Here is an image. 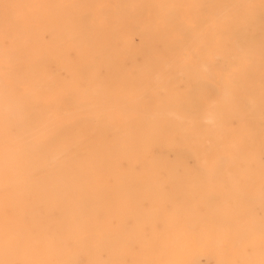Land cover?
<instances>
[{"label":"bare ground","instance_id":"obj_1","mask_svg":"<svg viewBox=\"0 0 264 264\" xmlns=\"http://www.w3.org/2000/svg\"><path fill=\"white\" fill-rule=\"evenodd\" d=\"M249 1L0 0V264H264V229L200 220L191 163L222 150L232 110L235 143L264 138L239 100L264 104Z\"/></svg>","mask_w":264,"mask_h":264},{"label":"rangeland","instance_id":"obj_2","mask_svg":"<svg viewBox=\"0 0 264 264\" xmlns=\"http://www.w3.org/2000/svg\"><path fill=\"white\" fill-rule=\"evenodd\" d=\"M249 2L250 3H252V2L258 3V4L260 3V4L264 5V0H250ZM246 22H247V20H244V19L242 20L243 25H245ZM258 22L260 23L258 28L259 29L264 28V10L260 14V16L258 18ZM243 36H244V33L241 31L239 36H238L239 40H241V39L243 40ZM240 58L242 60L243 56L240 55ZM256 68H257V71H261L262 69L264 71V63L256 65ZM225 72L227 75L229 74V68L228 67L226 68ZM209 82L211 85V83L213 82L212 79H210ZM254 87L257 89L254 88L253 90H256V92L258 94L260 89H264V80L263 81L258 80L256 82V86H254ZM212 99L213 98L210 97L211 102H212ZM239 100H240L242 106L246 108V110H247L246 112L250 118L247 121V124L245 125L246 130L260 129L262 135L264 136V104L263 105L259 104L257 106H254L252 104V99H251L250 94L246 93V92L241 93ZM209 114L211 115L212 113H209ZM236 114H237V112L232 110V112L229 115H226V121H227V125H228V128H227L228 133L223 140L217 141L218 143L220 142V144H222V146H221L222 150L216 151L213 154L212 153L208 154V161L206 162L205 167L200 165L199 163L195 162L194 160L191 161L195 170L197 168H199V170H197V171H199V172H197L199 174V178L200 179L205 178L209 183L208 184L209 186L205 189V191L201 190L198 194L199 196L202 195L201 198H204V199L208 198V200L205 199L208 202V205L206 207H202L200 209V214L202 217V218H200V220H204L205 218L208 219L211 222L212 228L214 227L213 229H215V230H217L221 227H224L225 229H228V230L230 228V230L232 229V231H233L236 229V227L241 226V225H247V226H250V228L254 227V226L257 228L260 227V229L263 230L264 229V203H263L264 201L262 202L261 199L264 200V187H263L264 182L263 183H261V182L264 179V173H263L264 172L263 171L264 170V138H263V140L261 139L262 141H257L255 139H253L252 137H250V139L247 140L246 143H243V144L235 143V140H234L235 137L232 135V133H234V131H238V130L242 131V129H240L241 126L238 123L239 121H238L237 117H235ZM211 143H213V142H211ZM256 147L258 148L257 152L254 151ZM168 155H169V158L171 160L175 159V153L173 151H169ZM184 155L185 154H183V156ZM223 155H224V157L226 156V158H222ZM216 156H217V158H215ZM218 156H221V157H218ZM237 158H244V159L252 158L254 160L256 159V163L258 166L255 167V169L254 168H251L249 170L243 169L241 167V165L238 164ZM259 158H260V160H259ZM218 159H219V161L221 159L222 162L219 163ZM214 160L216 162H218V165L221 164L223 170H222L221 166H219V168L221 170L220 169H219L220 171L217 170L218 169L217 163L215 162L216 166H214V164H212L214 162ZM260 164H261L262 168L260 167ZM195 166H196V168H195ZM211 166H212V168H211ZM259 167L261 169H259ZM201 169H203V170H201ZM200 171H202V172H200ZM213 172H214V175L211 174ZM227 172H230L233 175L228 173V176H227ZM258 172H259V174H258ZM204 173L205 174L210 173V174L205 175ZM215 173H217V174H215ZM220 177H221V179H220ZM232 177H233V179H232ZM251 178L253 180H251ZM219 180H221V181H219ZM250 180H251L252 184L250 182H248ZM217 182H218V184H217ZM221 182H223V183H221ZM259 182H260V184H259ZM249 183H250V185H248ZM261 184H262V186H261ZM232 185H234V186H232ZM223 186H224V188H223ZM225 187L227 188V190ZM235 187H236V189H234ZM222 188L225 190H223ZM254 188H256V189H254ZM219 189H220V191H219ZM240 190H242V191H240ZM208 191L210 194L208 193ZM212 192H214V193L216 192V194H214ZM251 192H252V194H251ZM206 194L208 195V197H204V195H206ZM225 194H226V196H225ZM229 194H231V195H229ZM247 194L251 195V196L248 197ZM253 194H255V195H253ZM257 194H259V195H257ZM220 195H222V196H220ZM227 195H229V197ZM169 196L171 198L174 196L173 197L174 200H179V201L181 199L183 200L184 197L185 198L190 197L187 193H185L183 191L171 192V193H169ZM176 196H177V198H176ZM238 196L243 198V199H241V198L239 199ZM245 197L248 199L250 197L253 198V199L250 198V201H251L250 204L251 205L249 204L248 199H247L248 202H247V200L245 202V200H244ZM258 197H259L260 201H259V199H257ZM209 199H211V200H209ZM257 201H258V203H255ZM259 202L260 203L262 202L263 204L261 205ZM248 204H249V206H248ZM254 204H256V205L260 204V205H259V207H257ZM253 205H254V207H253ZM223 206L225 207L224 209H223ZM149 207H150L149 204L145 203L143 206V208H144L143 210L144 211L149 210ZM244 207H246V208L249 207L250 209L247 208L248 209L247 210ZM261 207H262V209H261ZM243 209H245L247 213ZM252 210L254 212L257 211V213L255 212L256 214H253L254 212H252ZM207 213H209V215H211V216H208ZM240 214H241V216H240ZM234 215L236 216L235 218H234ZM245 218H247V219H245ZM219 219H222V221L220 220L222 223H220ZM232 219H234L236 221H234ZM237 220H239V221H237ZM223 221L225 224L223 223ZM229 221L231 223H229ZM215 222L216 223L218 222V224L215 225L216 224ZM236 222L237 223L239 222V225ZM226 223L229 225V227L228 226L225 227L227 225ZM230 224H232V225H230ZM232 226H235V228ZM230 235L232 238V241L229 238V242H231V245H237L238 243H241V241L240 242L237 241L239 235H233V233ZM243 240L247 241V243H250V241H251V239H249L247 237L244 238ZM235 242H236V244H235ZM259 247H261L262 249L260 250ZM256 250L259 253H264V240L259 241L256 244ZM189 254L191 255V257H193L192 259L194 261L199 262L198 264H203V263L212 264L214 262V260L211 256H209L207 253H205L203 251H199L197 249L191 250ZM192 254H193V256H192ZM197 254H199V255H197Z\"/></svg>","mask_w":264,"mask_h":264}]
</instances>
